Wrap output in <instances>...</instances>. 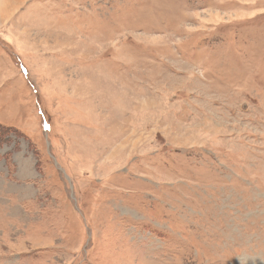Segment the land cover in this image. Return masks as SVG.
I'll list each match as a JSON object with an SVG mask.
<instances>
[{
	"label": "rangeland",
	"instance_id": "rangeland-1",
	"mask_svg": "<svg viewBox=\"0 0 264 264\" xmlns=\"http://www.w3.org/2000/svg\"><path fill=\"white\" fill-rule=\"evenodd\" d=\"M0 264H264V0L0 10Z\"/></svg>",
	"mask_w": 264,
	"mask_h": 264
},
{
	"label": "bare ground",
	"instance_id": "bare-ground-1",
	"mask_svg": "<svg viewBox=\"0 0 264 264\" xmlns=\"http://www.w3.org/2000/svg\"><path fill=\"white\" fill-rule=\"evenodd\" d=\"M18 2H13V0H0V10L7 12L9 8H11L13 5H16Z\"/></svg>",
	"mask_w": 264,
	"mask_h": 264
},
{
	"label": "crops",
	"instance_id": "crops-1",
	"mask_svg": "<svg viewBox=\"0 0 264 264\" xmlns=\"http://www.w3.org/2000/svg\"><path fill=\"white\" fill-rule=\"evenodd\" d=\"M13 2H15V3H16V2H18V0H13ZM9 9H10V8H9ZM6 11H7V10H6ZM19 165H21L22 167H24V165H23V164H19ZM22 175H23V174H21V176H22ZM30 261H31V260H30V259H28L26 263H29Z\"/></svg>",
	"mask_w": 264,
	"mask_h": 264
}]
</instances>
